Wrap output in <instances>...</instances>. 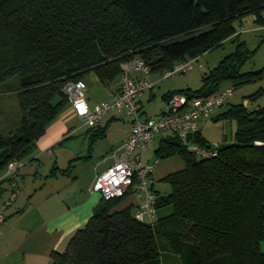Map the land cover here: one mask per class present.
Wrapping results in <instances>:
<instances>
[{"label": "trees", "instance_id": "1", "mask_svg": "<svg viewBox=\"0 0 264 264\" xmlns=\"http://www.w3.org/2000/svg\"><path fill=\"white\" fill-rule=\"evenodd\" d=\"M263 12L264 0H0V83L18 78L20 113L14 134H0V169L34 155L69 103L68 81L93 72L102 84L117 82L120 63L135 57L161 72L221 45L246 14L264 26ZM241 45L203 75L198 89L163 97L211 96L224 81L264 80V65L240 72L248 58ZM230 104L215 118L236 121L230 146L207 141L199 130L191 138L217 145L215 157L193 156L175 134L159 139L158 158L179 154L184 161L163 177L170 191L157 194V211L171 206L169 214L149 224L134 218V202L118 208L131 193L101 197L66 247L51 253V264H264V106ZM104 135L105 127L91 137Z\"/></svg>", "mask_w": 264, "mask_h": 264}, {"label": "rangeland", "instance_id": "2", "mask_svg": "<svg viewBox=\"0 0 264 264\" xmlns=\"http://www.w3.org/2000/svg\"><path fill=\"white\" fill-rule=\"evenodd\" d=\"M262 15L264 17V12ZM254 18V15L246 14L240 20H236L234 22L236 34L225 39L221 45L198 56V61L191 70L161 80L151 89L153 93L152 99L147 100L148 94L147 92L144 93L142 96V111L144 112L142 117L160 114L165 102L162 99V94L165 92L186 88L191 90L198 89L202 85L203 75L225 56L234 52L238 48L239 43H242L239 48H242L248 54V58L240 67V72L261 68L264 65V40H262L264 26L255 22ZM241 27L245 29L242 32L239 31ZM185 37L182 35L176 39L180 40ZM198 64L201 65L199 66ZM158 74L157 72H152L150 79H155ZM83 81L86 83V96L93 99L97 98L98 100L106 97L104 84L97 79L93 72L86 73L83 76ZM17 83V77L0 83V134L2 137L14 134L19 122L20 113L15 91ZM233 84L230 81H224L220 84L221 88L234 87L233 94L228 101L229 103H242L251 111L264 106L263 79L243 82L235 84V86ZM251 95H254V97L248 98ZM67 108L65 106L53 119V122L63 119L69 127L82 128H79L80 130L77 133L74 131L61 145L54 147L52 155L44 154L39 160L25 159L24 165L16 171L14 178H12L16 182V189L22 190L24 187L29 189L33 186L38 188L45 185L44 189L48 190L51 186L67 185V188L77 189L79 193H88L93 187L97 175L114 161L115 151L112 148L115 149L117 147L116 144L130 127L129 121L131 117L124 112L116 113L114 110L104 116L99 122L102 127L105 126V136L91 137L93 129L82 125L83 122L76 116L66 114ZM111 113H115L113 118H110ZM107 122L109 123L106 124ZM199 128L208 141L216 142L217 144L229 143L236 129V121L226 117L219 119L208 118L204 123H200ZM88 130L90 131L88 132ZM166 134L167 132L158 133L154 140L148 144L147 150L139 151L142 154L143 161L152 163L157 159L151 174V180L153 189L158 195H165L170 191V185L163 180V177L184 166V161L179 154L165 158L156 156L154 149L157 147L159 139ZM54 162H56L55 167L59 169L55 173V177L50 176ZM70 164L71 167L69 168ZM60 169L64 170V172L62 173ZM8 194H10V189L7 188L3 196L6 197ZM99 195L101 196L100 193ZM136 200L135 194H130L119 203L118 208ZM8 202L10 204L13 203L11 201ZM171 210V206L162 207L157 211V216H165ZM167 264H178V262L174 259H169Z\"/></svg>", "mask_w": 264, "mask_h": 264}, {"label": "built area", "instance_id": "3", "mask_svg": "<svg viewBox=\"0 0 264 264\" xmlns=\"http://www.w3.org/2000/svg\"><path fill=\"white\" fill-rule=\"evenodd\" d=\"M244 30L241 27L239 31ZM197 61L198 57L175 61L171 67L160 72L157 81L149 78L151 69L141 58L123 61L120 63L116 92L94 105H89L86 100V83L83 80H71L63 86L74 115L89 128L95 127L104 115L114 110H124L132 118L130 132L121 152L114 163L97 176L93 189L105 199L120 197L127 192L135 194L137 200L133 216L138 221L149 224L157 221V193L151 180L157 159L152 163L143 161L139 151L147 149L158 133L177 135L186 150L197 158L215 157L218 154L217 145H201L191 138L198 131L202 119L209 118L213 111L229 103L233 86L224 87L211 96L189 97L173 92L166 97L159 115L141 116L139 103L144 92L151 90L158 81L191 70ZM133 73L141 76H133ZM21 166L19 160L9 161L6 174L13 176ZM13 198L14 193L11 200Z\"/></svg>", "mask_w": 264, "mask_h": 264}, {"label": "crops", "instance_id": "4", "mask_svg": "<svg viewBox=\"0 0 264 264\" xmlns=\"http://www.w3.org/2000/svg\"><path fill=\"white\" fill-rule=\"evenodd\" d=\"M157 73H159L158 77L151 79L152 81L159 79L160 72ZM133 76L140 77L141 75L133 73ZM104 86L106 97L98 100L97 98L93 99L86 96L89 105L108 99L111 93L116 92L118 81L107 85L104 84ZM144 93L141 95L139 103L141 116L144 113L142 111V96ZM147 94V100L152 99L153 93L151 90L147 91ZM164 94H162V99L165 101ZM67 107L66 114L73 116L74 113L69 103ZM115 112L127 114L124 110H116ZM114 114L111 113L110 118H113ZM206 119H202L200 123H204ZM99 122L94 129L105 127H102ZM129 122L130 127L116 144L117 147L115 149L112 148L115 151L114 161L115 157L121 152L122 146L129 135L132 118ZM79 128L69 127L63 119L52 122L47 126L45 134L37 142V151L31 157V160H39L44 154L52 155L53 148L61 145L74 131L77 133L80 130ZM198 130L200 131V128ZM139 154L142 160V154ZM21 162L24 165V162ZM55 163H53V166L56 165ZM106 168L102 169L100 173ZM50 173V176H56L52 172ZM10 178L11 176L6 174V167L0 169V198L3 197L0 200V216L2 217L0 220V264H51V253L53 251H62L66 247L72 234L91 217L93 209L101 199V196L93 187L88 193L83 194L79 193L77 189L67 188V185L51 186L48 190L44 189L45 185L38 188L33 186L29 189L24 187L22 190H18L16 189L15 180ZM7 188L10 189V194L4 197L3 195ZM11 193H14L13 200H11ZM8 201L13 203L10 204ZM262 248L264 250V240L262 241Z\"/></svg>", "mask_w": 264, "mask_h": 264}, {"label": "water", "instance_id": "5", "mask_svg": "<svg viewBox=\"0 0 264 264\" xmlns=\"http://www.w3.org/2000/svg\"><path fill=\"white\" fill-rule=\"evenodd\" d=\"M232 108V105L230 103L225 104L224 106L216 109L210 114V118L215 119L217 117L223 116L227 114ZM230 146V143H223L220 145L221 148H226Z\"/></svg>", "mask_w": 264, "mask_h": 264}]
</instances>
